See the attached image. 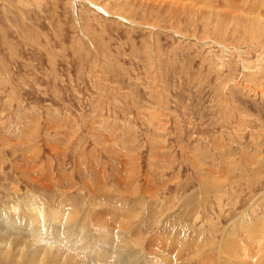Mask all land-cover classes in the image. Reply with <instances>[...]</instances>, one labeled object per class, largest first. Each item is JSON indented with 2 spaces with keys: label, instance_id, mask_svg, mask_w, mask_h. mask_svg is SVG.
<instances>
[{
  "label": "rangeland",
  "instance_id": "1",
  "mask_svg": "<svg viewBox=\"0 0 264 264\" xmlns=\"http://www.w3.org/2000/svg\"><path fill=\"white\" fill-rule=\"evenodd\" d=\"M174 1L0 0V264H264V0Z\"/></svg>",
  "mask_w": 264,
  "mask_h": 264
},
{
  "label": "bare ground",
  "instance_id": "2",
  "mask_svg": "<svg viewBox=\"0 0 264 264\" xmlns=\"http://www.w3.org/2000/svg\"><path fill=\"white\" fill-rule=\"evenodd\" d=\"M85 1L88 2V4L92 5L91 0H75L76 6H78L77 11L81 10V8H82L83 4L85 3ZM137 1H138V0H137ZM149 1H150V0H149ZM156 1H157V0H156ZM173 1H174V0H173ZM205 1H206V0H205ZM174 2H175V1H174ZM176 2H177V1H176ZM143 3H144V2H143ZM153 3H155V1H154ZM160 3H161V2H160ZM171 3H172V1H171ZM171 3H170V4H171ZM146 4H147V3H146ZM162 4H163V3H162ZM164 4H165V1H164ZM179 4H180V3H179ZM95 5H96V4H95ZM168 5H169V4H168ZM204 5H205V4H204ZM204 5H203V6H204ZM217 5H218V4H217ZM92 6H94V5H92ZM179 6H180V5H179ZM99 7H100V6H99ZM151 7H152V6H151ZM175 7H176V6H175ZM256 7H258V6L256 5ZM259 7H260V6H259ZM93 8H95V6H94ZM97 8H98V7H97ZM95 9H96V8H95ZM98 9H99L101 12H104V11H105L104 8H98ZM171 9H172V8H171ZM187 9H188V8H187ZM207 9H208V8H207ZM210 9H211V8H210ZM215 9H217V8H215ZM250 9H251V8H250ZM196 10H197V9H196ZM196 10L194 11V13L196 12ZM213 10H214V9H213ZM255 10H258V9H255ZM100 11H99V12H100ZM106 11H107V10H106ZM106 11H105V12H106ZM176 11H177V10H176ZM201 11H202V10H201ZM210 11H212V10H210ZM224 11H225V10H224ZM224 11H222V12L225 13ZM81 12H82V11H81ZM155 12H156V11H155ZM190 12H192V11H190ZM203 12H204V10L202 11V13H203ZM205 12H206V10H205ZM215 12H216V11H215ZM217 12H219V14L222 13V12H220V11H217ZM217 12H216V15H217ZM212 13H213V12H212ZM223 13H222V14H223ZM102 14H103V13H102ZM198 14H199V13H198ZM219 14H218V15H219ZM244 14H245V13H244ZM257 14H258V15H257ZM109 15H111L112 18L114 17V15H113L112 13L109 14ZM214 15H215V14H214ZM226 15H227V13L225 14V16H224V14H223L222 16L226 17ZM228 15H230V14H228ZM228 15H227V16H228ZM234 15H235V14H234ZM234 15H232V16H234ZM239 15H240V14H239ZM241 15H242V14H241ZM247 15H248V14H247ZM250 15H251V14H250ZM250 15H249V16H250ZM77 16H78V14H77ZM242 16H243V15H242ZM256 16H258V17H253V16H252V20H251V21H255V22L257 23V24H255V22H254V23L251 22V23L254 24V25L252 24V28H253V27L255 28V25L258 26V24H260V25L262 24V26H264V13L256 12ZM118 17H120V16H118ZM230 17H231V16H230ZM77 18H78V19H79V18L81 19L80 15H79ZM120 18H121V17H120ZM124 18H125V17H124ZM210 18H211V17H210ZM222 18H223V17H221V19H222ZM227 18H228V17H227ZM243 18H244V17H243ZM94 19H95V18H94ZM114 19H115V18H114ZM240 19H242V18H240ZM248 19H249V17H248ZM125 20H126V19H125ZM214 20H215V19H214ZM235 20H236V19H235ZM216 21H217V20H216ZM220 21H221V20H220ZM241 21L244 22L245 20L243 21V19H242ZM125 22H126V21H125ZM218 22H219V20H218ZM221 22H222V21H221ZM237 22H239V21H238V18H237ZM249 22H250V21H249ZM240 23H241V22H240ZM246 23H247V22H246ZM125 24H131V23L126 22ZM134 24H135V23H134ZM219 24H220V23H219ZM223 24H224V23H223ZM242 24H243V23H242ZM243 25H244V24H243ZM220 26H222V25H220ZM198 169H199V168H198ZM204 171H205V170H204ZM254 174H255V173H254ZM253 177H254V176H253ZM263 195H264V194H263ZM260 196H261V195H260ZM39 197H40V196H39ZM262 197H263V196H262ZM38 201H39V200H38ZM50 202H51V201H50ZM20 203H21V202H20ZM28 203H29V202H28ZM54 203H55V201H54ZM29 204H30V203H29ZM64 204H65V203H64ZM34 205H35V204H34ZM34 205H33V207H34ZM40 205H41V204H40ZM59 205H60V204H59ZM65 205H66V204H65ZM110 205H111V204H110ZM41 206H42V205H41ZM62 206H63V205H62ZM103 206H104V205H103ZM202 206H203V205H202ZM19 207H20V209H21V206H19ZM28 207H29V206H28ZM47 207H48V206H47ZM35 208H38V206H36ZM40 208H41V207H40ZM112 208H113V207H112ZM95 209H96V208H95ZM17 210H18V209H17ZM29 210H30V209H29ZM61 210H62V209H61ZM117 210H118V209H117ZM0 211H1V210H0ZM26 211H27V210H26ZM30 211H31V210H30ZM37 211H40V210H37ZM10 212H11V211H9L8 213H10ZM41 212H42V211H41ZM77 212H78V211H77ZM122 212H123V211H122ZM2 213H3V211H2ZM8 213H7V214H8ZM12 213H13V211L11 212V215H12ZM26 213H27V212H26ZM35 213H36V212H35ZM72 213H73V212H72ZM4 214H5V213H4ZM23 214H24V212H23ZM27 214H28V213H27ZM41 214H42V213H41ZM54 214H55V215H51L52 220L55 221V222L61 223L62 220L60 219V216H59L58 214H56V213H54ZM61 214H62V213H61ZM73 214H75V213H73ZM76 214H77V213H76ZM16 215H17V214H16ZM28 215H29V214H28ZM30 215H31V214H30ZM36 215H37V214H36ZM63 215H65V219L68 218V216H66L67 214H63ZM92 215H93V214H92ZM94 215H95V214H94ZM0 216H1V215H0ZM8 216H9V215H8ZM31 216H34V215H31ZM49 216H50V215H49ZM71 216H75V215H71ZM71 216H70V217H71ZM82 216H83V215H82ZM84 216H85V215H84ZM121 216H122V215H121ZM134 216H135V215H134ZM20 217H23V216H20ZM70 217H69V218H70ZM102 217H103V216H102ZM26 218H27V217H26ZM32 218H33V219H34V218L36 219V217H32ZM32 218H31V221L33 220ZM79 218H81V217H79ZM130 218H131V217H130ZM0 219H1V218H0ZM4 219H6V218L4 217ZM4 219H3V220H4ZM8 219H9V218H8ZM12 219H14V218H12ZM12 219H11V217H10V220H12ZM17 219H18V218H17ZM21 219H23V218H21ZM76 219H77V218H76ZM108 219H109V218H108ZM24 220H25V219H24ZM27 220H28V219H27ZM68 220H70V219H68ZM72 220H73V219H72ZM125 220H126V219H125ZM254 220H255V218H254ZM5 221H6V220H5ZM14 221H15V219H14ZM18 221H19V220H18ZM28 221H30V218H29ZM100 221H101V220H100ZM122 221H123V220H122ZM252 221H253V220H252ZM16 222H17V221H16ZM16 222H15V224H16ZM64 222H65V221H64ZM128 222H129V221H128ZM1 223H2V222H1ZM22 223H23V222H22ZM62 223H63V222H62ZM118 223H119V222H118ZM123 223H124V222H123ZM12 224H13V223H12ZM65 224H66V223H65ZM68 224H69V223H68ZM68 224H67V225H68ZM95 224H96V223H95ZM121 224H122V223H121ZM20 225H22V224H20ZM126 225H127V223H126ZM3 226H4V225H3ZM15 226H16V225H15ZM18 226H19V225H18ZM63 226H64V225H63ZM79 226H80V225H79ZM260 226H261V225H260ZM260 226H259V227H260ZM0 227H1V226H0ZM19 227H20V226H19ZM37 227H39V226H37ZM257 227H258V225H257ZM73 228H74V227H73ZM94 228H95V227H94ZM119 228H120V227H119ZM127 228H129V227H127ZM132 228H134V227H132ZM253 228H254V227H253ZM3 229H4V228H3ZM24 229L27 230V228H25V227H24ZM87 229H88V228H87ZM92 229H93V228H92ZM99 229H100V228H99ZM99 229H98V230H99ZM120 229H121V228H120ZM125 229H126V228H125ZM9 230H10V229H9ZM13 230H14V229H13ZM54 230H55V228H54ZM60 230H61V229H60ZM133 230H134V229H133ZM261 230H262V229H261ZM39 231H40V229H39ZM57 231H58V230H57ZM124 231H126V230H124ZM257 231H258V230H257ZM259 231H260V230H259ZM13 232H14V231H13ZM15 232H16V231H15ZM7 233H8V232H7ZM29 233H30V232H29ZM34 233H35V232H34ZM80 233H81V232H79V234H80ZM84 233H85V232H84ZM135 233H136V232H135ZM10 234H11V233H10ZM17 234H18V233H17ZM27 234H28V232H27ZM31 234H32V233H31ZM31 234H30V235H31ZM44 234L46 235V233H44ZM63 234H64V232H63ZM72 234L75 235V233H71V232H70V235H72ZM115 234H116V233H115ZM133 234H134V233H133ZM257 234H258V233H257ZM257 234H256V235H257ZM0 235H1V234H0ZM4 235H5V233H4ZM12 235H13V234H12ZM12 235H11V236H12ZM20 235H21V234H20ZM36 235H37V234H36ZM38 235H39V234H38ZM38 235H37V236H38ZM76 235H77V234H76ZM84 235H85V234H84ZM127 235H128V234H127ZM259 235H260V234H259ZM5 236H6V235H5ZM5 236H4V237H5ZM11 236H10V237H11ZM17 236H18V235H16L15 237H17ZM21 236H22V235H21ZM27 236H28V235H27ZM34 236H35V234H34ZM34 236L31 235V237H34ZM114 236H116V235H114ZM28 237H29V236H28ZM31 237H30V238H31ZM84 237H85V236H84ZM87 237H88V236H87ZM87 237H85V238H87ZM90 237H91V236H90ZM90 237H89V238H90ZM260 237H261V236H260ZM13 238H14V236H13ZM19 238H20V236H19ZM26 238H27V237H26ZM34 238H36V237H34ZM50 238H51V237H50ZM81 238H82V237H81ZM126 238H127V237H126ZM203 238H204V237H203ZM0 239H1V238H0ZM6 239H7V238H6ZM10 239H11V238H10ZM14 239H15V238H14ZM24 239H25V237H24ZM27 239H28V238H27ZM31 239L34 240L33 238H31ZM37 239H39V238L37 237ZM75 239H76V238H75ZM77 239H78V238H77ZM82 239H83V238H82ZM87 239H88V238H87ZM92 239H93V238H92ZM95 239H96V238H95ZM20 240H21V239H20ZM25 240H26V239H25ZM35 240H36V239H35ZM63 240H65V239H63ZM102 240H103V239H102ZM134 240H135V239H134ZM5 241L7 242V240H5ZM11 241H12V240H11ZM15 241H16V239H15ZM30 241H31V240H30ZM37 241H38V240H37ZM46 241H48V240H46ZM51 241H52V240H51ZM73 241H74V240H73ZM76 241H77V240H76ZM79 241L81 242V240H79ZM93 241H97V240H93ZM98 241H99V240H98ZM127 241H128V240H127ZM210 241H211V240H210ZM8 242H9V241H8ZM12 242H13V241H12ZM22 242H23V241H22ZM27 242H28V240H27ZM34 242H35V241H34ZM41 242H43V240H41ZM52 242H53V241H52ZM58 242H59V241H58ZM58 242H57V243H58ZM61 242H62V241H61ZM99 242H100V241H99ZM139 242H140V241H139ZM250 242H251V241H250ZM45 243H46V242H45ZM64 243H65V242H64ZM77 243H79V242H77ZM96 243H97V242H96ZM96 243H95V244H96ZM100 243H101V242H100ZM120 243H121V242H120ZM197 243H198V242H197ZM1 244H3V243L0 242V245H1ZM14 244H15V243H14ZM37 244H38V243H37ZM68 244H69V243H67V245H68ZM80 244H83V242L80 243ZM85 244H86V243H85ZM134 244H135V243H134ZM261 244H262V243H261ZM5 245H6V243H5ZM7 245H8V243H7ZM15 245H16V244H15ZM24 245H25V244H24ZM33 245H34V244H33ZM47 245H48V243H47ZM53 245H54V244H53ZM59 245H60V244H59ZM59 245H57V246H59ZM83 245H84V244H83ZM86 245H87V244H86ZM98 245H99V244H98ZM11 246H12V244H11ZM17 246H18V244H17ZM20 246H21V245H19V247H20ZM25 246H26V245H25ZM27 246H29V245H27ZM35 246H36V245H35ZM37 246H38V245H37ZM37 246H36V247H37ZM91 246H92V245H91ZM7 247H8L9 250H7L5 247L3 248V246L0 248L1 256H2V255H6V254L10 255V254H11V251H14V250H13L14 248H11V247H10V248H11V249H10L9 246H7ZM14 247H15V246H14ZM19 247H18V248H19ZM55 247H56V246H55ZM61 247H63V245H62ZM89 247H90V245H89ZM123 247H124V245H123ZM141 247H142V246H141ZM156 247H157V246H156ZM229 247H230V246H229ZM229 247H228V248H229ZM18 248H17V250H18ZM33 248H34V247H33ZM46 248H47V247H46ZM68 248H69V247H68ZM68 248L66 247V249H68ZM84 248H85V247H84ZM91 248H92V247H91ZM138 248H139V247H138ZM168 248H169V247H168ZM239 248H240V247H239ZM25 249H26V248H25ZM47 249H48V248H47ZM60 249H61V248H60V246H59V250H60ZM66 249H65V250H66ZM241 249H242V248H241ZM15 250H16V249H15ZM22 250H23V247H22ZM62 250H63V249H62ZM75 250H76V249H75ZM94 250H95V249H94ZM156 250H157V249H156ZM166 250H167V249H166ZM204 250H205V249H204ZM229 250H230V249H229ZM63 251H64V250H63ZM63 251H62V252L60 251V252L64 254ZM66 251H67V250H66ZM69 251H70V250H69ZM77 251H79V250H77ZM86 251H87V249H86ZM96 251L98 252L99 250H96ZM103 251H104V250H103ZM142 251H143V250H142ZM200 251H201V250H200ZM230 251H231V250H230ZM21 252H22V251H21ZM21 252H20V254H21ZM29 252H30V251H29ZM42 252H43V251H42ZM49 252H50V251H49ZM57 252H58V251H57ZM67 252H68V251H67ZM73 252H74V251H73ZM88 252H89V251H88ZM90 252H91V251H90ZM106 252H107V251H106ZM158 252H159V251H158ZM236 252H238V251H236ZM253 252H254V251H253ZM13 253H14V252H13ZM15 253H16V252H15ZM22 253H23V252H22ZM43 253H44V252H43ZM53 253H54V252H53ZM69 253H70V252H69ZM74 253H75V252H74ZM86 253H87V252H86ZM132 253H133V252H132ZM135 253H136V252H135ZM156 253H157V252H156ZM176 253H178V252L176 251ZM63 254H61V255H63ZM76 254H77V252H76ZM82 254H83V251H82ZM88 254H89V253H88ZM101 254H103V253H101ZM119 254H120V253H119ZM148 254H149V253H148ZM180 254H181V253H180ZM180 254H179V255H180ZM216 254H217V253H216ZM225 254H226V253H225ZM242 254H243V253H242ZM40 255H41V254H40ZM61 255H59V256L61 257ZM68 255H70V254H68ZM71 255H73V254H71ZM85 255H86V254H85ZM89 255H91V254H89ZM117 255H118V254H117ZM227 255H228V253H227ZM232 255H233V254H232ZM11 256H12V255H11ZM19 256H20V255H19ZM24 256H26V255H24ZM32 256H33V255H32ZM32 256H30V257H32ZM41 256H42V255H41ZM51 256H52V255H51ZM57 256H58V254H57ZM65 256H67V255H65ZM76 256H77V255H76ZM83 256H84V254H83ZM119 256L121 257L122 255H119ZM119 256H118V257H119ZM143 256H144V255H143ZM145 256H146V255H145ZM158 256H159V255H158ZM181 256H182V255H181ZM233 256H234V255H233ZM236 256H237V255H236ZM17 257H18V256H17ZM37 257H38V256H37ZM37 257H36V258H37ZM48 257L51 258L50 256H48V252L46 251V252L44 253L43 257H42V262H41V263H43V261L46 260ZM71 257H72V256H71ZM77 257L80 258V256H77ZM87 257H88V255H87ZM87 257H86V258H87ZM126 257H127V256H126ZM130 257H131V256H130ZM154 257H155V256H154ZM223 257H225V256H223ZM230 257H231V256H230ZM250 257H252V256H250ZM12 258H13V257H12ZM19 258H20V257H19ZM25 258H26V257H25ZM34 258H35V257H34ZM114 258H115V257H114ZM121 258H122V257H121ZM138 258H139V257H138ZM140 258H141V257H140ZM170 258H171V257H170ZM172 258H174V257H172ZM227 258H228V257H227ZM231 258H232V257H231ZM244 258H245V257H244ZM39 259H40V258H39ZM61 259H63V258H60V260H61ZM65 259H66V258H65ZM80 259H81V258H80ZM90 259H91V258H90ZM115 259H117V257H116ZM24 260H25V259H24ZM35 260H36V259H35ZM35 260H32V261H35ZM83 260H84V259H83ZM111 260H112V259H111ZM113 260H114V259H113ZM113 260H112V262H114ZM127 260H128V259H127ZM169 260H170V259H169ZM185 260H186V259H185ZM242 260H243V259H242ZM245 260H246V259H245ZM38 261H39V260H37V262H35V263H39V262H40V261H39V262H38ZM47 261H48V260H47ZM85 261H86V260H85ZM118 261H119V260H118ZM128 261H129V260H128ZM209 261H210V260H209ZM214 261H215V260H214ZM243 261H244V260H243ZM248 261H249V260H248ZM248 261H247V262H248ZM63 262H64V260H63ZM72 262H73V260H72ZM83 262H84V261H83ZM90 262H91V261H90ZM90 262H89V263H90ZM92 262H93V261H92ZM115 262H116V260H115ZM229 262H230V261H229ZM237 262H238V261H237ZM239 262H240V260H239ZM239 262H238V263H239ZM29 263H30V262H29ZM32 263L34 264V262H32ZM48 263H49V262H48ZM53 263H55V262H53ZM60 263H61V262H60ZM60 263L57 262L56 264H60ZM96 263H97V262H96ZM116 263L118 264V262H116ZM119 263H120V262H119ZM148 263H149V262H148ZM207 263H208V262H207ZM207 263H206V264H207ZM214 263H215V262H214ZM226 263H227V262H226ZM248 263H249V262H248ZM46 264H47V263H46ZM50 264H51V263H50ZM63 264H67V262L65 261V263H63ZM70 264H71V262H70ZM87 264H88V263H87ZM97 264H100V263H97ZM123 264H124V263H123ZM135 264H136V263H135ZM138 264H139V263H138ZM159 264H160V263H159ZM240 264H241V263H240Z\"/></svg>",
  "mask_w": 264,
  "mask_h": 264
}]
</instances>
